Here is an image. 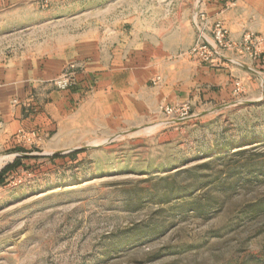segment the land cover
<instances>
[{"label":"rangeland","instance_id":"rangeland-1","mask_svg":"<svg viewBox=\"0 0 264 264\" xmlns=\"http://www.w3.org/2000/svg\"><path fill=\"white\" fill-rule=\"evenodd\" d=\"M118 1L0 0V65L83 32L110 42ZM200 23L193 43L212 40ZM231 41L205 63L232 68L215 95L134 121L73 116L0 152V168L21 157L0 182V264H264V33Z\"/></svg>","mask_w":264,"mask_h":264},{"label":"crops","instance_id":"crops-1","mask_svg":"<svg viewBox=\"0 0 264 264\" xmlns=\"http://www.w3.org/2000/svg\"><path fill=\"white\" fill-rule=\"evenodd\" d=\"M199 11L211 24L220 21L230 39L245 29L264 33V0H150L133 5L119 0L111 10L110 42L108 29L99 41H87L83 32L30 61L17 58L0 65V152L15 147L20 133L59 130L73 116L79 121H88V113L112 123L134 121L137 109L144 116L187 95L200 96L204 90L215 95L232 68H211L181 53L193 43L192 17ZM72 58L79 61L75 84L55 89L50 80ZM154 75L161 78L158 84L152 83Z\"/></svg>","mask_w":264,"mask_h":264},{"label":"built area","instance_id":"built-area-1","mask_svg":"<svg viewBox=\"0 0 264 264\" xmlns=\"http://www.w3.org/2000/svg\"><path fill=\"white\" fill-rule=\"evenodd\" d=\"M197 17H199L201 21V26H207L210 30L212 40H208L202 33L199 32L198 37L195 39L194 43L192 44L191 48L188 51V54L192 57L196 58L198 61L204 63H215L217 58H225L224 55L221 53L222 49H229L231 47L236 46V44L232 43L231 39L229 38L228 30L222 25L220 21H215L212 24L208 22L206 15L203 11H199ZM196 22L195 26L197 30H199V25ZM252 33H246L243 37V42L239 43V48L248 50V44L252 43L251 39ZM262 40V37L259 38L255 36L254 41L259 43ZM256 52H254V56ZM75 65H67L61 73L50 80L53 87L57 90H66L71 88L75 84V72L74 68ZM158 79V77H156ZM156 79H153L155 83ZM160 109L166 113L170 114L172 112V107L169 105H161ZM0 129H1V122H0ZM21 136L24 134L34 136V132L31 133H20Z\"/></svg>","mask_w":264,"mask_h":264},{"label":"trees","instance_id":"trees-1","mask_svg":"<svg viewBox=\"0 0 264 264\" xmlns=\"http://www.w3.org/2000/svg\"><path fill=\"white\" fill-rule=\"evenodd\" d=\"M14 150L20 151L22 149L20 147H15ZM20 163H21V157H16L11 163L4 165L0 169V182H2V178L7 172L17 168L20 165Z\"/></svg>","mask_w":264,"mask_h":264}]
</instances>
